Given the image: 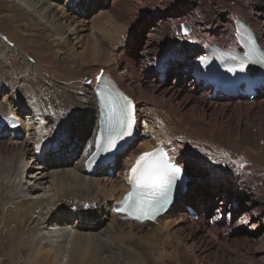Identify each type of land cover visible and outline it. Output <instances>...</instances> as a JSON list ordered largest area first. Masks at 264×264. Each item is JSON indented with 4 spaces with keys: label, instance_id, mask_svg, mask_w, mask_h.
Listing matches in <instances>:
<instances>
[{
    "label": "bare ground",
    "instance_id": "obj_1",
    "mask_svg": "<svg viewBox=\"0 0 264 264\" xmlns=\"http://www.w3.org/2000/svg\"><path fill=\"white\" fill-rule=\"evenodd\" d=\"M148 1L0 0V19L12 28L0 33V114L21 123L15 133L0 129V264H209L211 252L224 259L232 246L257 242L220 236L238 198L248 200L243 216L264 205V129L248 121L264 106V91L244 102L199 88L204 45L230 42L236 18L264 49V0H152L147 8ZM164 67L173 86L158 81ZM103 74L134 101L136 140L112 167L87 175L93 90ZM228 111L237 116L233 129L215 118ZM158 147L190 186L153 223L117 215L137 159ZM213 209L221 223L211 231Z\"/></svg>",
    "mask_w": 264,
    "mask_h": 264
},
{
    "label": "rangeland",
    "instance_id": "obj_2",
    "mask_svg": "<svg viewBox=\"0 0 264 264\" xmlns=\"http://www.w3.org/2000/svg\"><path fill=\"white\" fill-rule=\"evenodd\" d=\"M152 2H153L152 0H149L147 2V4H146L147 8H149L151 6ZM206 2L211 3L212 0H206ZM259 5H262V0L257 4V6H259ZM131 8H133V7H131ZM147 8H146V10H147ZM88 11H90V10H88ZM94 17H96V15H94ZM94 17L92 16L91 19L94 18ZM139 22L140 21H138L137 23L140 24ZM145 26L146 27L142 26L140 29H137V31L138 30L140 31V36H142V37L146 36L149 33L150 28L152 27L151 24L145 25ZM11 29H12L11 26L7 23L6 20H1L0 19V33L1 32L6 33V31H11ZM228 39L226 37L225 41H227ZM179 45H180V42H178V47H179ZM156 73H154V75L152 74L151 77L155 78ZM174 78H175V76H174ZM170 81H174L173 78H171L169 80L168 76L166 75L165 81L163 83H160V84L162 86H173L174 84L170 83ZM199 89H200L199 91H203L204 90L203 88H199ZM188 110L193 112L194 108H191V107L189 108L188 107ZM255 111L250 113V114H248V121L251 124H253V125L257 124V125H259V127L261 129H264V106H261L258 110H255ZM220 113L216 114L215 118H219V117L220 118H225L226 117L225 121H224V125L226 126V128L229 127L230 129H233V121L237 117L235 115V112L228 111L225 115L222 112H220ZM261 169H264V168L262 167ZM185 186L188 187V186H190V184L187 183ZM38 193H40V192H38ZM213 196H214V199H217L216 198V196H217L216 194L213 195ZM238 200L241 201L240 209L238 208V210H237L238 213L236 215H234L235 216L234 218L231 219L230 224H225L224 225L225 227H227L226 230L229 228V231H227V232L225 231V233L220 236V239L222 241H224L231 234V235H233L231 237V239H233V240H236L238 238H249V239H252V240L257 241V242L254 243L252 241H250V242L245 241L244 243L238 244L237 247L230 245V246H232L230 248L231 250H229L230 251L229 253L226 252L224 254L225 255L224 259L219 254H218L219 256H217V255L215 256V254H214L215 252H211L210 254H208L209 255L208 258L211 259V260L207 261L209 264H238L239 262L236 261L237 259L235 260V256H234L236 254L239 255V257H241L240 258V262H241L240 264H264V205H260L261 212L255 214L250 209L249 214H245V216H243L242 214L243 213H247V212H246L245 209H242V208L245 207L246 204H248V200L247 199H242V198H240V199L238 198ZM263 202H264V197H263ZM224 207H225V210H224V214L223 215H224V219H227L228 218V213H229V211H227V210H228V208L230 206H229V204H225ZM254 207H256V206H254ZM217 208H219V206L215 207V209H217ZM209 212H210V215H208V219L212 220L213 221V225H214V227L209 228V229L211 230V229H213L215 227L218 228L220 226V223H221L220 219H218V215H216L214 213L215 212L214 209L212 211L210 210ZM253 214H255V216H253ZM198 215H199V213L198 214L196 213V217L197 218L196 219L192 218L194 222L198 221ZM247 215H248V217H246ZM241 219H243V220H241ZM222 221H223V218H222ZM181 234H182V237L185 238V235L189 234V233L188 232H183ZM183 234H184V236H183ZM249 234H253V236H250ZM186 236H188V235H186ZM3 241H4V238L0 235V244ZM260 244H262V245H260ZM199 249L203 250L202 244H199ZM231 251H232V253H231ZM254 260H256L257 262L254 261Z\"/></svg>",
    "mask_w": 264,
    "mask_h": 264
},
{
    "label": "snow or ice",
    "instance_id": "obj_3",
    "mask_svg": "<svg viewBox=\"0 0 264 264\" xmlns=\"http://www.w3.org/2000/svg\"><path fill=\"white\" fill-rule=\"evenodd\" d=\"M231 70V69H230ZM243 70V65H241ZM113 111L119 112L118 136L131 134L134 117L130 112H125L127 104L116 107L115 100L110 101ZM115 147V140H110L107 148ZM180 168L169 165L167 157L162 152L142 154L131 169L130 182L133 189L124 198L118 212H125L136 220L154 219L156 214L167 203L172 184L180 174Z\"/></svg>",
    "mask_w": 264,
    "mask_h": 264
}]
</instances>
